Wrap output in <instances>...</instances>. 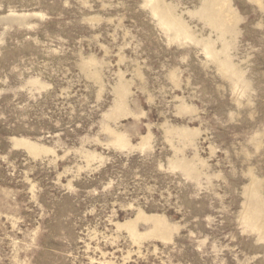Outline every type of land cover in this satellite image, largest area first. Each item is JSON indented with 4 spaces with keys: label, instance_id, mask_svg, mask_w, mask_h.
<instances>
[{
    "label": "rangeland",
    "instance_id": "obj_1",
    "mask_svg": "<svg viewBox=\"0 0 264 264\" xmlns=\"http://www.w3.org/2000/svg\"><path fill=\"white\" fill-rule=\"evenodd\" d=\"M0 264H264V0H0Z\"/></svg>",
    "mask_w": 264,
    "mask_h": 264
}]
</instances>
